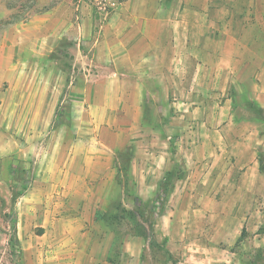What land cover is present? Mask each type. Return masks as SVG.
Returning <instances> with one entry per match:
<instances>
[{"label": "crops", "instance_id": "0c3cea01", "mask_svg": "<svg viewBox=\"0 0 264 264\" xmlns=\"http://www.w3.org/2000/svg\"><path fill=\"white\" fill-rule=\"evenodd\" d=\"M235 6L244 8L234 0L122 3L127 26L108 37L113 45L103 53L113 58L117 82L132 89L115 101L135 112L124 116L128 130L114 147H97L92 156L87 147L71 149L73 181L51 189L74 201L67 216L81 210L82 227H105L97 212L114 213L110 203L125 204L127 192L151 204L170 175L159 217L144 222L153 234L127 233L123 264H148L156 243L172 256L166 264H233L231 247L251 217L263 214L264 18L235 29ZM156 89H166L159 94L168 108L162 125L145 111Z\"/></svg>", "mask_w": 264, "mask_h": 264}, {"label": "rangeland", "instance_id": "374dc122", "mask_svg": "<svg viewBox=\"0 0 264 264\" xmlns=\"http://www.w3.org/2000/svg\"><path fill=\"white\" fill-rule=\"evenodd\" d=\"M123 2L0 0V21H8L0 35V264H18L8 245L14 217L23 264H123L121 246L127 233L153 234L144 222L159 217L164 199L152 215L150 203L137 207L127 192L125 204L110 203L114 213L97 212L96 220L103 219L105 227H82L81 210L67 216L74 201L62 190L51 189L73 181L71 172L76 174L77 169L66 164L71 149L87 147L92 156L97 147H114L128 130L124 116L135 112L134 105L115 101L117 93L132 89L117 82L113 58L105 54L112 43L108 37L127 26V20H120ZM234 3L244 7L234 8L235 29L264 18V0ZM126 58L122 61L129 63L131 57ZM156 90L158 95L147 99L145 111L147 118L162 125L161 115L168 108L159 94L166 89ZM127 160L126 156L121 160L124 167ZM261 163L264 172V152ZM26 178L29 188L13 204V195ZM260 205L264 207V200ZM251 220L254 224L245 227L241 240L230 249L238 257L233 264H264V211ZM171 257L156 243L148 264H166Z\"/></svg>", "mask_w": 264, "mask_h": 264}, {"label": "trees", "instance_id": "16d2710c", "mask_svg": "<svg viewBox=\"0 0 264 264\" xmlns=\"http://www.w3.org/2000/svg\"><path fill=\"white\" fill-rule=\"evenodd\" d=\"M118 1H125V0H118ZM14 21H20L19 19H16ZM8 22V21H6ZM5 21H0V35H1V30L2 27L6 25ZM13 22V21H12ZM11 23V22H10ZM12 169L14 171H16V167H12ZM126 167H121V170H125ZM171 183V177L170 175H168L165 184H163L161 186V188L159 189V194L157 195V198L150 204V210H151V214H157L158 213V202L162 200V194H166L168 192L169 189V184ZM29 188V179L26 178L23 180V183L21 184L20 189L16 192V194L13 195L12 197V203L15 204L18 200L19 197H21L22 195H24V193L28 190ZM135 203L137 205V207H140L144 202L139 198V197H135ZM135 215V213H132ZM139 214L142 216V213L139 212ZM144 215V213H143ZM18 221L17 218L14 217L12 220V233L10 235L9 241H8V245L10 248L9 253L12 256H16L17 257V262L18 264H23V251H22V247H21V240L18 234V225H17ZM245 232V229L243 230V234Z\"/></svg>", "mask_w": 264, "mask_h": 264}]
</instances>
